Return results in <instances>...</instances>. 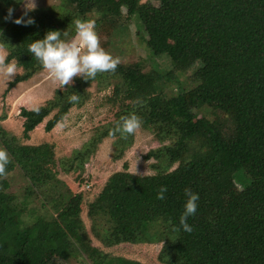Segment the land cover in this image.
Wrapping results in <instances>:
<instances>
[{"label": "trees", "instance_id": "1", "mask_svg": "<svg viewBox=\"0 0 264 264\" xmlns=\"http://www.w3.org/2000/svg\"><path fill=\"white\" fill-rule=\"evenodd\" d=\"M21 1L0 0V46L8 51L6 61L15 58L23 70L8 88L43 69L28 45L49 30L67 32L61 38L70 40L77 18L95 20L100 46L114 58L125 50L117 46L113 52V42L132 40L134 33L153 70L118 60L114 72L80 77L44 105L20 110L27 139L52 110L45 132L80 106L91 80L99 91L112 85L111 102L129 101L113 123L102 132L95 129L99 135L68 159L56 162L52 145L19 144L0 127V148L10 161L0 176V264H68L78 258L88 264H142L101 251L89 233L106 248L162 243L160 264H264V0H57L29 12L31 26L12 22L21 16L13 15ZM160 55L169 57L171 71L153 63ZM73 92L83 94L77 102L68 100ZM132 112L141 118V128L171 145L143 156L155 161V174L133 175L124 164L107 178L87 203L88 233L80 219L82 193H70L51 169L82 172L97 143L112 137L119 118ZM114 136L118 159L132 134L123 142ZM16 170L24 187L9 194L8 175ZM162 185L167 191L157 199ZM185 188L199 194L196 213L187 218L190 233L174 230ZM34 200L43 213L30 207Z\"/></svg>", "mask_w": 264, "mask_h": 264}, {"label": "rangeland", "instance_id": "2", "mask_svg": "<svg viewBox=\"0 0 264 264\" xmlns=\"http://www.w3.org/2000/svg\"><path fill=\"white\" fill-rule=\"evenodd\" d=\"M139 1L141 3L146 2V0ZM57 3V0H35L36 7L29 12L41 8L44 9ZM24 11L25 8L21 1L13 11V15L19 16ZM141 43V40L134 37L133 33L132 40L113 42L111 50L115 52L118 47L124 49L125 52L123 51L120 55L116 54L120 63L132 64L137 62L142 66L143 71L148 73L153 69L146 62L147 59L145 57L148 52ZM7 54L8 51L0 47V55H5L6 57ZM152 61L157 63L161 70L171 71L173 69V64L167 55L154 56ZM22 72V68L18 66L15 76L10 81L0 79V127L11 136H14L19 144L37 146L42 143H48L52 145L56 162L60 157H67L65 159H68L74 151L82 150L92 136H95L97 132H102L107 125L113 123L115 114L129 104V101H124L123 103L120 100H117L118 102L116 103L111 102L109 97L112 95V85L103 87L99 91L97 81L91 80L89 84L83 87V92H86L87 96L84 97L85 99L82 96L84 99L82 104L71 107L61 123L56 124L51 131L45 132L44 125L46 121L56 112V110H52L42 123L28 133V138L24 139L22 138L24 119L20 116V110L22 108L31 110L44 105L46 100L52 99L55 91H65L66 88L75 86L76 79L80 78V76H74L69 84L60 86L58 82H53L50 79L45 69H42L41 72L36 73L30 79L18 82L12 88H8V83L12 82ZM179 82L183 87L189 85L185 82ZM173 88L174 86L172 87L171 84L170 89L174 90ZM80 93H78L80 96L83 95ZM115 138L116 136L105 137L97 143L94 151L85 160L82 172L73 170L63 173L58 165L53 166L51 169V171L55 172L56 178L64 182L70 193L74 194L79 191L82 193L80 219L88 233L90 221L86 213L87 203L92 201L99 193L107 178L114 172L122 171L124 164L127 165V172L133 175L147 176L155 174V171L151 168L155 161L153 159L145 161L143 156L161 145H171L169 139L158 141L153 131L141 128L135 134H132V137L127 138L126 141L128 142H123L124 137L121 138L125 146L120 149V157L116 159L115 154L118 151L116 152L114 146ZM117 149L119 148L117 147ZM8 179L9 188L6 192L9 194L22 193L24 181L18 171L16 170L14 173L9 174ZM78 181H82V183L78 184ZM32 203L30 207L35 208L40 213L44 212L40 208L39 202L34 200ZM88 235L92 244L105 253L115 257L139 261L142 264H160L156 259L162 247L161 243L158 245L122 243L106 248L98 240L94 239L90 233ZM87 262V260L78 258L76 260L71 259L68 264H88Z\"/></svg>", "mask_w": 264, "mask_h": 264}, {"label": "clouds", "instance_id": "3", "mask_svg": "<svg viewBox=\"0 0 264 264\" xmlns=\"http://www.w3.org/2000/svg\"><path fill=\"white\" fill-rule=\"evenodd\" d=\"M22 3L25 11L20 17L13 19L12 22L17 25L31 26L35 21L28 15V12L36 7L35 0H22ZM11 12L12 10L8 9L6 18H11ZM72 23L74 25V36L70 40L61 38L62 35L66 37L67 32L49 30L45 32L42 38L35 39L28 45V51L47 71L50 79L53 82H58L60 86H64L69 84L74 76L90 79L95 77L98 72H114L119 62L118 58H114L100 46L95 31V20L77 18ZM17 70L18 62L15 58L6 61L5 55H0V79L10 81ZM68 100L69 102H77L79 95L73 92ZM34 110L38 111V109ZM141 127V118L135 112H132L121 116L116 126L110 130L109 135L114 136L118 133L121 137H125L126 135L135 134ZM9 162L7 151L0 148V176L6 175L5 170ZM166 191V186H160L156 198L163 199ZM184 196L183 210L179 216V227L174 226V230H183L190 233L193 228L187 223V218L196 213L199 194L185 188Z\"/></svg>", "mask_w": 264, "mask_h": 264}, {"label": "crops", "instance_id": "4", "mask_svg": "<svg viewBox=\"0 0 264 264\" xmlns=\"http://www.w3.org/2000/svg\"><path fill=\"white\" fill-rule=\"evenodd\" d=\"M29 145V144H28ZM31 145V144H30ZM60 158H62V157H60ZM57 160V159H56Z\"/></svg>", "mask_w": 264, "mask_h": 264}]
</instances>
